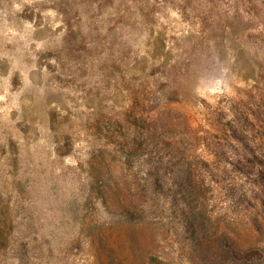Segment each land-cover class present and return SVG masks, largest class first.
Instances as JSON below:
<instances>
[{
  "label": "rangeland",
  "instance_id": "374dc122",
  "mask_svg": "<svg viewBox=\"0 0 264 264\" xmlns=\"http://www.w3.org/2000/svg\"><path fill=\"white\" fill-rule=\"evenodd\" d=\"M175 77L163 110L207 155L228 97L264 101V0H0V209L15 236L0 264H94V239L119 224L115 114Z\"/></svg>",
  "mask_w": 264,
  "mask_h": 264
},
{
  "label": "trees",
  "instance_id": "16d2710c",
  "mask_svg": "<svg viewBox=\"0 0 264 264\" xmlns=\"http://www.w3.org/2000/svg\"><path fill=\"white\" fill-rule=\"evenodd\" d=\"M177 79L158 100L135 96L115 114L119 130L109 132L108 151L122 156L126 174L108 185V211L119 224L107 238L94 239L87 258L94 264H264V101L252 92L228 97L209 122L203 155L176 134L181 114L163 110L179 100ZM2 211L0 258L15 238L13 220Z\"/></svg>",
  "mask_w": 264,
  "mask_h": 264
}]
</instances>
